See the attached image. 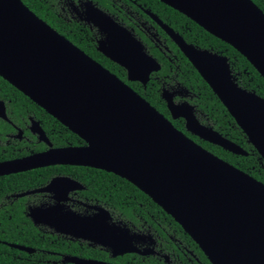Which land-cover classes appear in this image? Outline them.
<instances>
[{
    "label": "water",
    "instance_id": "water-1",
    "mask_svg": "<svg viewBox=\"0 0 264 264\" xmlns=\"http://www.w3.org/2000/svg\"><path fill=\"white\" fill-rule=\"evenodd\" d=\"M160 1L230 44L264 78V13L251 0ZM82 5L87 15L81 19L103 34L97 49L125 68L130 81L145 85L150 73L160 68L158 62L106 12L91 1ZM152 17L264 160V98L236 83L226 56L195 48ZM0 76L85 141L82 146L50 147L1 161L0 176L56 164L103 169L131 182L162 207L212 264H264V183L174 127L132 87L39 18L22 0H0ZM174 93L163 89L161 97L172 118L184 119L187 131L234 154L247 155L240 145L200 123L188 102L175 103ZM0 117L7 120L2 101ZM30 129L50 145L37 121L31 119ZM57 184L58 189H54ZM78 186L70 178L57 176L43 187L15 196L41 191L65 196ZM57 212L54 207H35L29 208L27 215L33 224L60 233L97 229L102 234L82 233L81 237L109 247L113 255L130 251V239L106 234L108 226L104 222L81 217L76 221L73 213ZM9 246L34 251L19 244ZM63 260L110 264L75 256Z\"/></svg>",
    "mask_w": 264,
    "mask_h": 264
},
{
    "label": "trees",
    "instance_id": "trees-1",
    "mask_svg": "<svg viewBox=\"0 0 264 264\" xmlns=\"http://www.w3.org/2000/svg\"><path fill=\"white\" fill-rule=\"evenodd\" d=\"M23 3L39 18L48 23L72 43L84 50L106 69L125 80L137 93L147 100L160 113L170 119L174 127L183 131L202 147L214 155L229 162L242 171L264 183V160L247 141L242 129L201 77L188 59L177 49L171 40L163 33L166 44L170 48L173 61H169L158 48L147 38L144 43L147 50L161 65L158 72L152 73L144 87L137 81H128L125 70L96 49L95 29H90L83 22L72 19L66 11L69 0H22ZM77 1V0H74ZM100 7L111 10L110 0H92ZM156 13L165 23L178 31L186 41L194 45L221 53L228 58L233 79L236 83L264 98V78L253 65L230 44L204 30L184 14L164 4L159 0H137ZM162 84L165 86L180 85L187 90V99L194 106L196 118L200 123L216 130L222 136L240 145L247 155L234 154L224 148L204 141L192 135L185 129L182 118L172 119L165 101L160 96ZM0 99L4 100L6 113L12 124L24 131L25 138L21 141L8 138L14 132L12 125L0 118V161L21 157L30 153L42 151L45 143L37 141L27 125L28 117L39 121L46 136L55 147L65 145H80L84 141L56 118L37 105L28 96L0 76ZM8 141V143H7ZM66 174L77 178L84 186V193L89 199H97L110 208L119 209L123 214H130V207L139 204L149 207L152 212L162 209L143 191L126 179L103 169L77 165H51L26 171L0 176V264H70L60 263L52 255V251L62 253L70 251L67 244L60 241L52 242L50 233L35 226L25 214L26 203L33 195L14 197L13 194L33 189L46 183L51 176ZM168 219L173 223L170 215ZM8 243L21 244L34 248L28 253L9 246ZM72 250L78 253V247L72 245ZM86 255L101 257L100 252L93 254L85 246ZM129 259L124 256L122 262ZM150 264H159L151 260Z\"/></svg>",
    "mask_w": 264,
    "mask_h": 264
},
{
    "label": "flooded vegetation",
    "instance_id": "flooded-vegetation-1",
    "mask_svg": "<svg viewBox=\"0 0 264 264\" xmlns=\"http://www.w3.org/2000/svg\"><path fill=\"white\" fill-rule=\"evenodd\" d=\"M85 1H91L92 4H94L96 7L106 12V14H108L116 23H118L120 26L124 27L127 31H129L135 38H137V40L141 42V44L143 45V50L148 55L152 56L158 62L159 65H160V62L152 54L148 52L147 47L144 43V38H147L151 43H153L158 48L160 53L164 55L171 62L173 61L172 56L174 55L172 54L170 48L167 46L165 37H162L163 33L171 40V42L177 47V49L183 55L184 53L180 50L178 45L172 40V38L165 31V29L162 28L161 25L152 17V15L156 16L164 25H166L171 30H173V32H175L178 36H180L186 43L192 44L195 48H198V49H205V48L198 47L191 42L186 41V39H184V37L178 31L174 30L167 23H165L156 13L152 12L149 8H147L144 3H140L137 0H110L111 10L100 7L96 2H93L92 0H77V1L69 0L65 4L66 7L64 11H66L67 14L72 19L83 22L91 30L95 29L97 33L95 37L96 49L98 45L97 41L103 36V34H101L98 31L97 27L81 19V17L83 18L87 15L85 13L86 12L85 8L82 5V3ZM251 1L254 4H256V6H258L264 13V0H251ZM205 50L215 52L210 49H205ZM97 51L99 50L97 49ZM218 54H221V53H218ZM160 68H161V65H160ZM160 68L157 71H152L149 75V79H150L151 74L158 72ZM123 69L126 72V69L125 68ZM126 79L130 82V80L127 78V72H126ZM123 81L126 82L125 80ZM146 84L145 85L142 84V85L145 87ZM163 89H167L171 92H176L173 95V100L175 103L186 101L190 105H192L187 99V90L181 87L179 84L176 86H165L164 84H162L161 89H160V96H161V92ZM0 101L4 103L5 113H6L5 102L2 99H0ZM166 107H167V104H166ZM193 109H194V106H193ZM194 113H195V109H194ZM6 116H7V113H6ZM170 117H171V114H170ZM178 118H181V117H178ZM31 119L39 123V121L36 120L34 117L29 116L28 117L29 123L27 125V128L29 132L36 137L37 141H41L38 139V135L32 132L30 129ZM172 119H177V118H172ZM5 121L9 122L14 129V132H12L11 134H8V138L16 139L19 141L23 140L24 138L26 140L28 139L27 137H25L23 129L12 124L8 116H7V120ZM184 125H185V121H184ZM48 141L50 145L42 141L46 145V148L43 149L42 151L47 150L50 147L58 148V147L85 145V141L83 140L84 143L80 145H65V146L55 147L52 145L49 139ZM38 152H41V151H38ZM38 152H34V153H38ZM30 154H33V153H30ZM30 154H27V155H30ZM16 158H20V157H16ZM12 159H15V158H12ZM6 160H10V159H6ZM2 161H5V160H2ZM56 165H70V164H56ZM48 166H51V165H48ZM77 166H82V165H77ZM44 167H47V166H44ZM57 176H63V177L70 178L74 180L75 182H77L79 186L68 190L65 196L57 197L54 191H41V192H34V193L27 194V195H33V196L26 203L25 214L26 215L28 214L29 208L54 207L55 211H58L57 212L58 215H61L63 213H73L77 215V216L74 215L75 217L72 218V219H75L76 221H78L77 217H81V218H89L90 220H94L97 223L104 222L106 226H108L106 234L113 235V236L120 235L124 238L130 239V251L124 252L122 254L113 255L112 250L109 247L102 246L101 244L94 242L91 238L81 237L86 234L90 235L92 233L94 235L97 233L102 234V231H98L97 229H95L94 232L92 230H87L86 232H84L82 229H79V230L74 229V230H69V233H60V232L55 231L53 228L49 226L42 225V224H36V225L34 224L35 226L39 228H42L44 230L46 229L45 231H48L50 233L49 234L50 240L52 242L60 241L63 244H67V249L70 251H66L64 253L60 251L50 252L52 255L58 258L57 260L55 259L54 262L59 261L60 263L73 264L71 262L64 261L63 258L65 256H75L78 258L93 259V260L102 261V262H106L110 264H150L151 260H156L159 264H212L209 261L208 257L204 254L202 249L199 247V245L191 238V236L183 229V227L178 222H176L174 218L170 214H168L158 204L157 205L162 209V212L159 210L156 212H152L149 210V207L139 204L136 207H133V206L130 207V214L126 215L120 212L119 209L114 206L108 208L102 205L97 199L92 200V199L87 198L84 193L85 186L77 178L72 177L70 175H66V174H57V175L51 176L46 183L42 184L39 187L33 188V189H37V188L47 185L51 181L52 178L57 177ZM58 187L59 185L57 184V185H54L53 188L58 189ZM29 190H32V189H29ZM27 195H24V196H27ZM13 196L16 197L15 194H13ZM167 215H170L175 223L169 220ZM76 221L72 223H76ZM119 228L122 229L121 232L119 231ZM82 233H84V235H82ZM13 244H16V243H13ZM72 245H76L78 247V253H75L74 250L71 249ZM85 246L89 247L93 254H97L98 252H100L101 257L99 258V257L87 256ZM124 256L129 257V259L125 260V262H122V258Z\"/></svg>",
    "mask_w": 264,
    "mask_h": 264
}]
</instances>
